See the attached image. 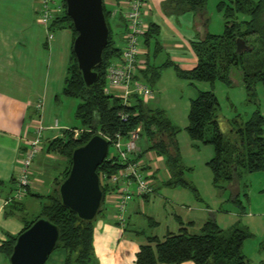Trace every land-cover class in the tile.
Segmentation results:
<instances>
[{"label": "trees", "instance_id": "trees-1", "mask_svg": "<svg viewBox=\"0 0 264 264\" xmlns=\"http://www.w3.org/2000/svg\"><path fill=\"white\" fill-rule=\"evenodd\" d=\"M205 3L206 0H164L160 8L165 16L177 17L185 12H191L194 16V28L197 30L207 23L203 14H199L202 13ZM64 8L62 0L60 15L50 21L47 29L50 32L68 29L72 44L76 33L65 15ZM215 9L223 22L222 34L211 35L207 31L199 34L198 41L192 45L196 56L195 67L182 71L168 61L159 66H151L146 55L143 61L144 69L138 71L134 80L139 81L140 73L148 74L144 76L145 82L151 88L153 81L159 75V69L171 66L178 79L186 80L190 84L192 82L213 84L219 80L229 86V72L234 68L240 73L242 85L250 101L254 102L255 85L260 84L264 89V0H259L257 3H252L251 0H218ZM102 14L108 29V38L101 53V61L94 68L96 81L91 87L84 86L70 48L61 95L78 100L79 103L74 110L78 127L64 130L60 138H55L47 144L45 150L47 153L53 152L64 158L65 165L60 178L53 182L52 190L45 196L46 203L41 206L40 212L34 219L24 220L22 217L24 213L15 200L10 199L4 208V217L20 212L23 225L19 233L15 236L7 235L0 243V254L7 260L17 235L35 220L42 218L58 230V241L54 250L63 251L62 264H97L92 248V221L85 222L78 219L75 214L61 205L57 193L58 185L67 176L70 168L72 150L83 145L94 134L109 140L117 132L123 136L139 127L141 136L147 138L151 144L147 150H154L158 156H166L164 165L171 179L165 184L190 187L181 179L182 170L177 164L178 154L172 137L174 127L166 119L164 111L148 109L147 104L137 97L130 98L129 106L123 107L118 97L103 94V88L106 86L105 70L118 58L121 48L114 46L109 26L110 12L106 11L103 5ZM238 15L245 16L246 19L239 20ZM122 18L124 31L121 38L124 40L127 23L124 16ZM141 20L143 23V17ZM158 36V26L148 22L139 38L145 48L153 43L156 53L161 49ZM236 41L243 46L240 52H236ZM118 112L128 114L125 123L120 122ZM216 112L217 100L214 94L211 91H204L198 92L197 96L190 100L186 117V132L189 139L210 144L214 149V156L207 163L213 174V185H217L220 181L230 183L242 173L253 174L263 171L264 120L259 112L252 113L244 123H234L231 126L232 133L229 140H225L219 131ZM82 128H88L89 132H82L77 138L74 137L73 133ZM206 132H208L207 138L204 137ZM118 169V164H112L106 156L95 172L97 175L100 173L111 175ZM100 190L102 201L97 215L103 211V202L110 188L101 186ZM30 196L40 198L36 194ZM236 206L240 210L243 209L239 202ZM115 224L117 225L116 222ZM248 237L249 234L239 228H231L223 232L213 220L208 219L198 235L181 231L177 234H168L161 241L146 236L148 245L138 247L134 255V264H181L187 261L192 264H246L241 249L244 240ZM152 243L153 247L149 245Z\"/></svg>", "mask_w": 264, "mask_h": 264}, {"label": "crops", "instance_id": "crops-1", "mask_svg": "<svg viewBox=\"0 0 264 264\" xmlns=\"http://www.w3.org/2000/svg\"><path fill=\"white\" fill-rule=\"evenodd\" d=\"M50 1V6L54 8L56 5H61L62 0ZM125 1L102 0L105 10L110 12L111 26L113 24L118 31L113 33V26L111 27L112 38L114 34L120 43V47L116 46V48L123 47L121 36L124 31L122 17L127 8ZM162 1L143 0V24L145 26L151 22L159 28L161 39L159 43L162 53L165 54L162 63L168 61L179 70H190L196 65L192 45L198 41L199 34L207 31V26L203 24L196 30L191 12H185L177 17L163 15L160 11ZM39 8L40 0H0V243L7 235L15 236L23 227L20 212L8 217H4L3 213L9 203L8 199L19 171V160L25 154L28 140L35 135L38 127L42 129L41 148L35 157L36 160L38 159L36 165H34L35 160L29 170L30 188L27 192L29 195L36 194L45 198L52 190L53 182L60 178L65 165L64 158L53 152L47 153L46 146L53 139L60 138L64 130L78 127L74 114L73 118L77 122L75 127H60L59 122L52 117L53 100L61 92L69 61L71 33L68 29L51 32L47 29L51 34V39H48L46 37L48 32L38 22ZM61 10L60 8L56 16L60 15ZM142 46L139 42L138 58L144 61V57L148 54ZM167 68L175 75L171 66L162 67L151 85L152 89L159 83L161 71ZM146 75L148 74L140 73L138 77L141 83L148 85L145 82ZM153 103L152 108L148 105L147 108L164 111L159 99H155ZM121 140L134 142L136 152L127 154L128 162L137 163V168L148 181L152 193L140 197L133 196L127 202L123 227L125 231L115 224L114 203L108 198V194L106 195L102 213L92 220V248L97 264H134V255L138 247L148 245L146 236L161 241L168 234H177L181 231L198 235L201 227L211 217L209 209L194 208L190 212L189 208L181 207L179 213L171 218L166 217L161 210L158 214L163 219L161 221L148 214L147 226L153 228L149 229L148 233L146 229H130L129 213H134L137 209L143 210L145 203L151 200L163 159L154 150H147L151 144L147 138L141 136L140 129L135 138L127 133ZM141 142H148L149 145L143 149ZM42 150L43 154H41ZM51 157H56L57 160L49 161ZM163 171L166 175V180L163 182L165 184L171 178L165 166ZM47 183L50 184L46 186ZM28 194L15 200L23 213L25 211L23 200L29 196ZM239 211L243 214L244 208ZM151 223L154 224L150 225ZM149 245L154 246L153 243ZM63 256L61 250L58 259L51 261V264H62ZM6 260L0 254V264H8ZM181 264L192 263L187 261Z\"/></svg>", "mask_w": 264, "mask_h": 264}, {"label": "rangeland", "instance_id": "rangeland-1", "mask_svg": "<svg viewBox=\"0 0 264 264\" xmlns=\"http://www.w3.org/2000/svg\"><path fill=\"white\" fill-rule=\"evenodd\" d=\"M258 1L251 0L252 3H257ZM217 2L218 0H206L202 13H199L206 18L207 32L211 35H220L223 31L222 19L215 9ZM146 6L148 5L146 4ZM238 19L245 20L246 17L238 15ZM109 26L111 28L113 24L111 26L110 23ZM112 31L113 33L118 32L115 26H113ZM157 39L158 41L161 40L159 36ZM113 40L114 46L120 47L119 40L114 34ZM139 42L142 46V42L139 39L138 49H140ZM143 48L145 53L148 54L149 65L159 66L164 61L165 54L162 53L161 49L154 53L153 43L149 44L148 49ZM138 59L143 61L140 58ZM160 74L161 79L156 84L157 86L150 89L152 95L146 100V103L149 108L154 106L153 101L155 99H159L163 104L164 115L170 125L174 127L172 137L178 154L177 164L178 166L180 165L182 170L181 179L189 184L190 187H169L163 183L166 180V175L163 171L165 166L163 161H165L166 156H160L163 159L161 161L162 167L158 170V181L155 183L154 194L151 196V200L145 203L143 210L137 209L136 212L129 213V228L146 229L147 233L150 232L153 228H148L146 218L150 214L158 221L163 220L160 218L161 215L158 216L161 210L166 217L169 216L171 218V216L179 213L178 210L181 207L189 208L190 212L194 208L209 209L211 211L209 219L213 220L223 232L236 227L244 229L251 234L243 242L241 249L242 255L246 259V264H264V170L253 174H241L230 183L220 181L214 186L213 174L207 166V163L214 156L212 145L201 143L200 141H192L186 132L189 102L197 96L198 92L204 91H211L217 100V123L219 131L225 140L230 139L231 126L234 123H244L255 111H258L264 120L263 87L260 84L255 85V99L254 102H251L242 85L240 73L234 68L229 72V86L219 80H216L213 84L207 82H192L190 84L186 80L177 79L169 68L162 70ZM56 96L57 98H54V103L52 104L54 105L53 119L59 122L60 127L77 126L73 114L79 103L78 100L63 97L61 92ZM82 132H89V129L82 128L74 132L73 136L77 138ZM204 137H208V132H206ZM140 145H143L144 149L149 143L141 142ZM111 152L112 149L109 147L108 153ZM41 154H43V150ZM54 159L57 160L56 157H51L48 160ZM35 160L34 158L33 162ZM37 160L34 165H36ZM49 184L47 183L46 186ZM235 201L241 203L244 208L243 214L240 213ZM45 203L46 200L43 197L37 199L30 195L25 197L23 200L25 211L24 215H22L24 220L34 219L40 212L41 206ZM60 252L61 249L52 251L45 264H51V261L58 259Z\"/></svg>", "mask_w": 264, "mask_h": 264}, {"label": "water", "instance_id": "water-1", "mask_svg": "<svg viewBox=\"0 0 264 264\" xmlns=\"http://www.w3.org/2000/svg\"><path fill=\"white\" fill-rule=\"evenodd\" d=\"M65 15L75 31L71 52L86 88L96 81L94 68L101 61L108 29L102 14V0H63ZM243 48L236 41V52ZM107 141L99 134L92 135L83 145L71 152L70 168L60 182L57 193L61 205L76 217L91 222L102 201L96 168L104 161ZM58 241L57 228L39 218L17 235L8 257V264H44Z\"/></svg>", "mask_w": 264, "mask_h": 264}, {"label": "built area", "instance_id": "built-area-1", "mask_svg": "<svg viewBox=\"0 0 264 264\" xmlns=\"http://www.w3.org/2000/svg\"><path fill=\"white\" fill-rule=\"evenodd\" d=\"M142 1L143 0L125 1L127 8L123 16L127 23V33L124 36L123 47L121 48L118 58L113 60L105 70L106 86L103 88L102 92L104 95L118 97L123 107L129 106V100L132 97H137L141 99L143 103H146V100L152 95L147 85L134 80L138 71L144 69L143 61L138 59L140 54L138 49V38L144 31V24L141 20ZM50 5V0H40L38 22L46 31L48 24L61 8V5H56L54 8ZM46 37L51 39L50 32H48ZM117 116L122 123H125L128 119V114L124 112H118ZM41 130L42 129L38 127L35 135L27 142L25 154L19 160V171L8 201L10 199H21L26 195V190L30 188L29 170L34 158L40 152ZM138 132L139 127L129 132V134L133 135L135 138ZM121 138L122 136L119 132L115 133L113 138L109 140L104 138L112 149L111 153L106 154L107 160H111L112 164H118L119 169L115 174L107 175L105 173H100L97 176L99 188L101 186L110 188L108 191V198H111L114 203V221L123 229L125 225V207L127 202L133 196L140 197L150 195L152 189L142 172L138 170L137 163L128 162L127 154H134L136 152L134 142L132 140L122 142ZM132 184L134 187H132Z\"/></svg>", "mask_w": 264, "mask_h": 264}]
</instances>
